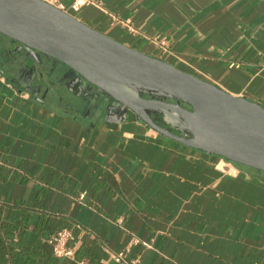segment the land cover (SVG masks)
I'll return each instance as SVG.
<instances>
[{"label": "crops", "instance_id": "0c3cea01", "mask_svg": "<svg viewBox=\"0 0 264 264\" xmlns=\"http://www.w3.org/2000/svg\"><path fill=\"white\" fill-rule=\"evenodd\" d=\"M101 1L71 15L264 106V0ZM42 59L0 34V264H119L133 236L151 244L131 247L140 264H264L263 171L224 174L221 156ZM63 228L74 258L48 242Z\"/></svg>", "mask_w": 264, "mask_h": 264}, {"label": "water", "instance_id": "95a60500", "mask_svg": "<svg viewBox=\"0 0 264 264\" xmlns=\"http://www.w3.org/2000/svg\"><path fill=\"white\" fill-rule=\"evenodd\" d=\"M0 34L38 63L44 57L67 65L167 137L264 172L260 103L113 39L43 0H0ZM163 109L178 113L185 129L169 124Z\"/></svg>", "mask_w": 264, "mask_h": 264}, {"label": "built area", "instance_id": "2783aa9c", "mask_svg": "<svg viewBox=\"0 0 264 264\" xmlns=\"http://www.w3.org/2000/svg\"><path fill=\"white\" fill-rule=\"evenodd\" d=\"M47 3H49L52 6H55L56 8L67 12L72 13L80 10L84 6H94L96 8H99L101 10H105L103 2L101 0H43ZM118 23H121L125 25L128 30L132 33L136 32V27L132 24L130 19H120V18H114ZM155 42H157L162 47H166L167 41L165 38H155ZM231 66H234V64H231ZM178 131V130H177ZM178 133H180L178 131ZM183 135L185 137H189V132L184 131ZM216 168L221 170L224 174L236 176L241 172L239 168V164L225 158L220 157L219 160L215 164ZM117 223H122L121 218L117 220ZM72 236L71 230L67 228L60 229L53 233L49 239L48 242L51 245L52 252L55 257L57 258H74L76 254L75 248L70 244V239ZM142 244L145 247H151V244L147 241H143L137 236H133L130 240V242L127 244V246L115 253H111L112 259L115 260L119 264H140L138 258H130L128 256V253L131 250V247L134 245ZM80 264H87L84 261H81Z\"/></svg>", "mask_w": 264, "mask_h": 264}, {"label": "bare ground", "instance_id": "6f19581e", "mask_svg": "<svg viewBox=\"0 0 264 264\" xmlns=\"http://www.w3.org/2000/svg\"><path fill=\"white\" fill-rule=\"evenodd\" d=\"M166 121L176 128L185 129L184 121L171 109H163Z\"/></svg>", "mask_w": 264, "mask_h": 264}, {"label": "flooded vegetation", "instance_id": "af4514ba", "mask_svg": "<svg viewBox=\"0 0 264 264\" xmlns=\"http://www.w3.org/2000/svg\"><path fill=\"white\" fill-rule=\"evenodd\" d=\"M184 106H185V105H184ZM155 117H156V118H159L160 116L156 114ZM173 131L176 132L175 129H173Z\"/></svg>", "mask_w": 264, "mask_h": 264}, {"label": "rangeland", "instance_id": "374dc122", "mask_svg": "<svg viewBox=\"0 0 264 264\" xmlns=\"http://www.w3.org/2000/svg\"><path fill=\"white\" fill-rule=\"evenodd\" d=\"M176 130V129H175ZM176 132L178 133V131L176 130Z\"/></svg>", "mask_w": 264, "mask_h": 264}, {"label": "trees", "instance_id": "16d2710c", "mask_svg": "<svg viewBox=\"0 0 264 264\" xmlns=\"http://www.w3.org/2000/svg\"><path fill=\"white\" fill-rule=\"evenodd\" d=\"M176 131V130H175Z\"/></svg>", "mask_w": 264, "mask_h": 264}]
</instances>
